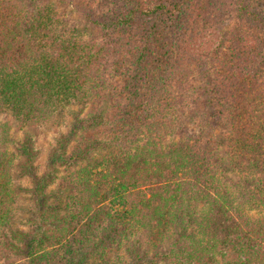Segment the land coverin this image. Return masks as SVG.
<instances>
[{"label": "trees", "instance_id": "trees-1", "mask_svg": "<svg viewBox=\"0 0 264 264\" xmlns=\"http://www.w3.org/2000/svg\"><path fill=\"white\" fill-rule=\"evenodd\" d=\"M255 1L63 0L65 13L0 0V114L73 118L28 232L12 226L14 161L0 150V264H264V220L245 209L250 195L264 207ZM61 168L66 186L47 192Z\"/></svg>", "mask_w": 264, "mask_h": 264}, {"label": "rangeland", "instance_id": "rangeland-1", "mask_svg": "<svg viewBox=\"0 0 264 264\" xmlns=\"http://www.w3.org/2000/svg\"><path fill=\"white\" fill-rule=\"evenodd\" d=\"M49 1L55 5L62 6L63 9H65V13L70 11V8L63 5V0ZM254 3H256V6H262L260 0ZM68 17L71 18V15L69 14ZM72 19H74L73 16ZM81 28L83 29L84 27L82 26ZM72 123L73 118L70 114L63 115L59 113L47 124L24 126L10 115L0 114V150L7 151L14 161L13 183L19 193L16 217L15 220L12 221L14 229L18 228L26 232L29 231V223L34 216L33 211L37 210V207H39L37 203L39 199H37L38 195L36 194L38 182L45 179V176L47 177L48 170L52 164L49 159L50 152L54 149L58 139L68 134ZM26 141H30L29 146H32L34 149V155L26 153L24 149V143ZM75 145V143L71 144L69 153ZM61 169L59 176L54 178L50 183H47V187H45L47 192L56 191L66 186L64 178L67 177V174L63 170L64 168ZM38 198H40V196ZM255 199L256 198L251 197V195L248 196L247 204L250 203V206L245 207V209H252L248 211L250 217L262 221L264 220V207L256 206L261 202L255 201ZM10 256L12 261L27 263V258L23 255L10 254Z\"/></svg>", "mask_w": 264, "mask_h": 264}]
</instances>
